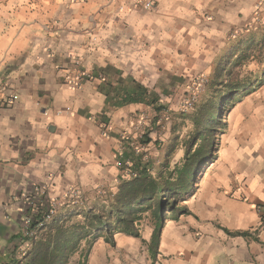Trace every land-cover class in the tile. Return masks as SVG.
Wrapping results in <instances>:
<instances>
[{
    "label": "crops",
    "instance_id": "1",
    "mask_svg": "<svg viewBox=\"0 0 264 264\" xmlns=\"http://www.w3.org/2000/svg\"><path fill=\"white\" fill-rule=\"evenodd\" d=\"M260 1L153 0L155 7L144 10L129 0H0V225L6 228L0 255L20 246L19 235L11 236L21 229L24 196L35 186L48 183V195L61 199L72 189L98 193L126 176L121 133L138 128L135 114L148 118L156 110L110 105L106 82L134 79L169 108L171 94L159 84L223 78L238 63L245 36L258 40L259 31L231 32L247 25ZM75 58L91 79L71 88L64 75ZM248 63L257 69L249 93L242 95V84L222 87L224 95L243 97L227 111L215 155L181 202L189 213H167L155 254L147 247L150 227L140 237L116 233L112 242L102 233L87 264H264V219L256 209L264 202V58ZM172 86L187 91L185 84ZM12 93L15 101L5 104ZM174 130L166 122L159 130L164 147ZM151 145L142 159L153 153ZM176 146L181 165L187 149Z\"/></svg>",
    "mask_w": 264,
    "mask_h": 264
},
{
    "label": "trees",
    "instance_id": "2",
    "mask_svg": "<svg viewBox=\"0 0 264 264\" xmlns=\"http://www.w3.org/2000/svg\"><path fill=\"white\" fill-rule=\"evenodd\" d=\"M213 82L216 84L213 95L206 103L197 104L193 112L194 131L189 147L186 148L184 161L181 165L175 164L167 177L164 178L160 173L153 175L148 162L142 159L143 152L135 154L133 140L125 139L126 144L124 142L119 163L120 169H125L126 176L119 182L117 191L110 198H106L107 203L94 205L85 212L74 213V210H70L74 204L73 199L66 198L61 208L59 207L61 211L57 209L50 220L37 228L35 238L29 240L22 236L21 229L13 234L12 238L19 235L20 241L27 240L30 246L19 259H12L9 251L4 252L0 255V264H68L75 253H80L77 264H86L91 247L102 233L106 242H112L114 234L119 232L140 237L139 226L144 212L149 213L152 223L147 247L149 252L155 254L167 213H189L181 202L194 186L205 161L217 151L218 136L226 128V121H222V111L227 102L230 103L229 110L234 105L235 98L229 91L224 95L221 88L231 90L242 84V95L252 90L249 83H233L218 73L211 84ZM104 90L107 102L112 106L145 103L152 106L157 113L165 110L154 89H148L131 78L119 79L114 86L108 81ZM150 140L151 138H147L140 143L146 145ZM127 161L130 162L129 166L126 165ZM43 215V208H39L29 227L36 228ZM76 215H82L83 220L74 222ZM4 229L6 230L0 225V233ZM225 231L229 233L228 230ZM16 248L17 246H12L7 249L13 252Z\"/></svg>",
    "mask_w": 264,
    "mask_h": 264
},
{
    "label": "rangeland",
    "instance_id": "3",
    "mask_svg": "<svg viewBox=\"0 0 264 264\" xmlns=\"http://www.w3.org/2000/svg\"><path fill=\"white\" fill-rule=\"evenodd\" d=\"M254 31H259L258 34V40H256L252 37L245 36V46L241 49V51L236 52L235 59H239L238 63H233L232 68L230 72L225 76L226 79L235 82H243V83H249V88L254 85L253 77L255 74V70L248 69V60L251 59H261L264 58V28L263 29H250ZM233 54V55H235ZM212 75H208L206 77V80L204 83H202V86L198 87L196 85L197 82H195V79L192 80H177L173 81L171 83H168L164 81L162 84H159V87L161 89H164V92H167V95L171 94L166 101V105L169 108H165L166 114L162 118V121L157 124L158 116L153 115L151 113L149 115L148 121L145 124H142L141 126H138V128L135 130V132L132 131L133 134H135V137L132 138L133 143H140L142 140L144 141L147 138H151L149 141L152 142V149L150 155H148L147 159H143L144 162H148L150 166V172L153 175H157L160 173L164 178L168 176L169 172L173 170L175 163L180 161V159L177 157L175 153L176 145L180 146L182 143L185 146V148L189 147V140L192 137V132L194 131V126L192 123L193 119V112L195 110V107L197 104L202 102L203 104L206 103V101L210 98L211 95H213V91L215 90L212 87ZM225 77H223L225 79ZM252 79V80H250ZM178 85L180 88L182 87V84H185L187 86V91H181L178 92L177 90H173V84ZM252 83V84H251ZM185 88V87H184ZM223 89V88H221ZM162 91V90H161ZM196 92L195 101L192 104V106L186 110L182 109V103L183 101L189 97V95H192ZM183 95V96H181ZM241 97H243L241 94L240 96H235L234 102L238 101ZM182 98V100H181ZM184 98V100H183ZM181 100L180 104L177 103L176 107H172L173 100ZM230 106V103L227 102L224 110L222 111V121L226 120V115L228 108ZM168 123L171 128L173 127L175 130L172 132H169L167 134V141L169 142V145L166 147L163 146L162 143H165L164 140L159 138V130H161L162 125ZM147 133V137H146ZM220 136V135H219ZM218 136V137H219ZM165 138V137H164ZM219 139V138H218ZM160 142V144H159ZM147 143V144H149ZM146 144V145H147ZM120 182V181H119ZM119 183L114 184L113 186L104 187L106 190H103L104 188L100 189L97 193V191H89L85 193H81V202H73L74 204L71 206L72 208L70 210H74V213L76 212H85L86 210L92 208L94 205L107 203L106 198H110L116 191ZM80 201V200H79ZM64 202V201H63ZM62 202V203H63ZM79 206V208L77 207ZM60 207V206H59ZM61 208V207H60ZM58 208V210L60 209ZM61 211V210H59ZM63 212V211H62ZM82 215L75 216L73 218L74 222L82 221ZM152 228L151 219L148 212L143 213V219L141 220V224L139 226L140 228V235L145 232V229ZM115 235V234H114ZM84 246V245H83ZM6 247V246H5ZM12 248V246L9 247V249ZM9 249H6V253H11ZM91 250V249H90ZM90 253V251H89ZM88 253V256H89ZM78 253L74 255V260H71L70 264H76L79 259ZM88 261V260H87ZM87 264V262H86Z\"/></svg>",
    "mask_w": 264,
    "mask_h": 264
},
{
    "label": "built area",
    "instance_id": "4",
    "mask_svg": "<svg viewBox=\"0 0 264 264\" xmlns=\"http://www.w3.org/2000/svg\"><path fill=\"white\" fill-rule=\"evenodd\" d=\"M130 1V7L136 8L140 7L144 10H152L155 7V4L153 0H129ZM262 4L264 5V0L260 1L253 12V14L250 17L249 22L245 27L242 29L235 28L232 30L231 35L235 36L238 35L242 30H249V29H263L264 28V8L261 7ZM126 6L121 5L120 9H124ZM80 59L75 58L72 62V68L64 75L65 83L68 84L71 88H78L86 79H91V77L84 71L80 69ZM99 79L103 78V75L100 74L97 76ZM195 79L196 85L198 87L202 86V83H204L203 76H198ZM196 92L192 95H189L188 98L185 99V101L182 103V109L186 110L192 106V104L195 101ZM16 99V96L12 93L10 94L7 99L5 100V104H12ZM2 103L4 101L2 100ZM67 110L69 111V108H64L63 110H58L57 113H61L62 111ZM153 113V112H152ZM46 114V112H44ZM166 110H163L161 113H153V115L158 116L157 124H159L162 121V118L165 116ZM133 118V126L137 124V126H141L143 124V121L147 120L148 118L144 116V114H138L134 115ZM104 129L106 127L104 126ZM106 133V130L104 131ZM132 133L128 131H122L121 138L123 140L130 139ZM132 139V138H131ZM146 145L141 143H136L133 146V150L135 154H140L144 151ZM127 166L130 165V162L127 161ZM48 183H45L43 185L35 186L34 193L32 195H25L24 201L27 203V210L25 211L24 215L20 219L21 223V235L28 238L29 240L32 238H35L37 236V228L42 226L45 222L50 220L54 214L56 213L59 206L62 205V202L66 198L73 199V202H81V193L77 190H70L67 193L64 194L63 198L56 199L52 198L48 195ZM80 200V201H79ZM39 208H43V219L38 224L36 228H30V224L33 220V216L37 214ZM256 209L259 212V215L261 216V219H264V202L259 203L256 205ZM30 243L29 241H21L20 246H18L15 251L11 252V258L19 259L25 251L29 248Z\"/></svg>",
    "mask_w": 264,
    "mask_h": 264
}]
</instances>
